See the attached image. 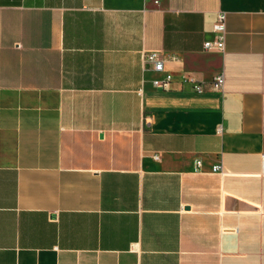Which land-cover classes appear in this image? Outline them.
Returning a JSON list of instances; mask_svg holds the SVG:
<instances>
[{
    "label": "crops",
    "instance_id": "0c3cea01",
    "mask_svg": "<svg viewBox=\"0 0 264 264\" xmlns=\"http://www.w3.org/2000/svg\"><path fill=\"white\" fill-rule=\"evenodd\" d=\"M262 154L264 0H0V264H264Z\"/></svg>",
    "mask_w": 264,
    "mask_h": 264
},
{
    "label": "built area",
    "instance_id": "2783aa9c",
    "mask_svg": "<svg viewBox=\"0 0 264 264\" xmlns=\"http://www.w3.org/2000/svg\"><path fill=\"white\" fill-rule=\"evenodd\" d=\"M212 30L215 34V38L212 41H207L204 43V50L207 52H223L225 48V34H226V14L218 12L216 14L215 21L212 26ZM166 59L171 61H177L175 55H170L167 58L159 57L155 52H147L143 54V63L149 64L152 66L154 72L162 74L161 77L155 78L152 80L151 84L154 89H160L163 91H168L171 88L173 82L172 75L165 72L164 62ZM181 82L188 86V88L195 93H202L206 90H211L214 92L223 93L225 80L222 74L215 76L211 82L204 84L197 80L194 76L186 74L181 77ZM221 128H219V133ZM155 159H158V156H154ZM196 171L199 170L201 162L196 161ZM212 172L222 175L223 170L221 165H215L212 167ZM260 176H264V154L260 157Z\"/></svg>",
    "mask_w": 264,
    "mask_h": 264
}]
</instances>
